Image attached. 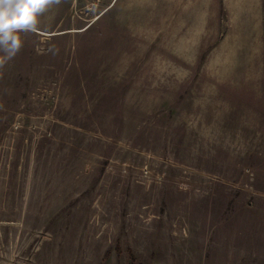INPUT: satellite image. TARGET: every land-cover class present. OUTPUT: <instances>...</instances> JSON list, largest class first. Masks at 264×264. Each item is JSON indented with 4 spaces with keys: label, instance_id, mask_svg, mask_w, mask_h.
I'll use <instances>...</instances> for the list:
<instances>
[{
    "label": "rangeland",
    "instance_id": "rangeland-1",
    "mask_svg": "<svg viewBox=\"0 0 264 264\" xmlns=\"http://www.w3.org/2000/svg\"><path fill=\"white\" fill-rule=\"evenodd\" d=\"M0 264H264V0L43 13L0 62Z\"/></svg>",
    "mask_w": 264,
    "mask_h": 264
},
{
    "label": "clouds",
    "instance_id": "clouds-1",
    "mask_svg": "<svg viewBox=\"0 0 264 264\" xmlns=\"http://www.w3.org/2000/svg\"><path fill=\"white\" fill-rule=\"evenodd\" d=\"M59 0H0V62L23 46V34L38 29L42 14Z\"/></svg>",
    "mask_w": 264,
    "mask_h": 264
}]
</instances>
